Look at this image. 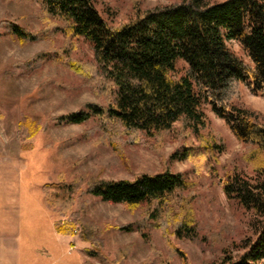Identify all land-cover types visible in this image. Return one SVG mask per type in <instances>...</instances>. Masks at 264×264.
<instances>
[{
	"label": "trees",
	"instance_id": "obj_1",
	"mask_svg": "<svg viewBox=\"0 0 264 264\" xmlns=\"http://www.w3.org/2000/svg\"><path fill=\"white\" fill-rule=\"evenodd\" d=\"M33 1L40 6L42 29L31 32L12 24L11 33L22 43L61 35L59 48L34 60L50 61L75 74L103 100L60 115L54 123L80 125L93 119L117 153L121 135L157 137L179 123L184 141L168 161H186L198 175H214L213 163L225 145L208 126L203 107H209L244 148L240 160L245 167L233 166L219 185L227 200L252 213L249 227L254 236L232 245L233 250L223 249L214 264H264V116L245 106L240 94L244 86L264 99V0H179L152 9L137 3L132 18L117 26L101 17L97 0ZM80 41L89 47L90 59L72 57ZM227 42H235L244 58L228 49ZM178 61L185 67L177 69ZM59 178L41 187L44 205L61 219L53 224L55 233L77 234L89 244L86 255L99 262L106 263L100 252L103 230L85 215L83 206L74 210L82 194L128 211L145 208V224L116 226L120 231L145 236V227H171L177 239L199 238L191 207L193 184L180 173L166 168L132 181ZM168 245L184 261L182 253ZM125 257L118 251L111 264H124Z\"/></svg>",
	"mask_w": 264,
	"mask_h": 264
},
{
	"label": "rangeland",
	"instance_id": "obj_2",
	"mask_svg": "<svg viewBox=\"0 0 264 264\" xmlns=\"http://www.w3.org/2000/svg\"><path fill=\"white\" fill-rule=\"evenodd\" d=\"M178 1L97 0L96 9L108 24L117 26L132 18L137 3L142 9H152ZM39 11L33 0H0V233H7V240L0 241V264H111L118 251L126 253L124 264H214L223 249L233 250L232 245L253 240L249 227L252 213L227 200L219 185V179L233 166L245 167L240 160L244 148L209 107H203L208 126L225 145L213 163L214 175H198L186 161H168L184 141L179 123L157 137L119 136L120 153L97 131L93 119L80 125L54 123L60 115L82 111L89 103L103 104V100L75 74L50 61L34 60L37 54L59 48L61 35L54 40L22 43L11 33L12 24L31 32L41 30L44 24ZM226 45L244 58L235 42ZM72 57L90 59L91 51L80 41ZM176 67L185 65L178 61ZM240 94L245 106L264 116L263 98L244 86ZM166 168L193 184L191 207L199 231L197 241L175 238L171 227H145V236L138 231H120L116 226L145 224V208L128 211L87 194L79 197L74 210L83 206L85 215L103 230L100 252L106 263L88 257L85 250L89 244L77 234L55 233L53 223L61 219L43 203L44 184L59 182L60 175L67 182L84 175L132 181ZM168 244L182 253L184 261Z\"/></svg>",
	"mask_w": 264,
	"mask_h": 264
},
{
	"label": "crops",
	"instance_id": "obj_3",
	"mask_svg": "<svg viewBox=\"0 0 264 264\" xmlns=\"http://www.w3.org/2000/svg\"><path fill=\"white\" fill-rule=\"evenodd\" d=\"M54 223H55V222H54ZM54 223H53V224H54ZM64 238H65V237H61V236H60V241L65 242ZM1 240H7V233H6V232H4V233L1 232V233H0V241H1ZM2 246H3V245L0 244V249H1V250H2V248H3ZM4 247H6V251H5V253H6V255H7V242H6V244L4 245Z\"/></svg>",
	"mask_w": 264,
	"mask_h": 264
}]
</instances>
